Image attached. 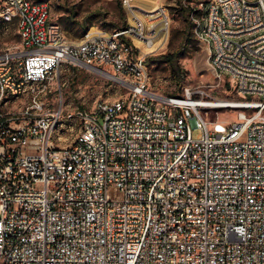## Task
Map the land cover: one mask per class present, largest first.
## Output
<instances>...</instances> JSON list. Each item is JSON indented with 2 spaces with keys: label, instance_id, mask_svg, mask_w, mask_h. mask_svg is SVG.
I'll list each match as a JSON object with an SVG mask.
<instances>
[{
  "label": "built area",
  "instance_id": "1",
  "mask_svg": "<svg viewBox=\"0 0 264 264\" xmlns=\"http://www.w3.org/2000/svg\"><path fill=\"white\" fill-rule=\"evenodd\" d=\"M219 1L229 17H189L214 75L251 98L235 121L186 103L202 89L150 90L130 25L73 44L47 0H0V42L12 24L20 39L0 53V264H264V0ZM64 63L127 92L67 110L49 82Z\"/></svg>",
  "mask_w": 264,
  "mask_h": 264
},
{
  "label": "rangeland",
  "instance_id": "2",
  "mask_svg": "<svg viewBox=\"0 0 264 264\" xmlns=\"http://www.w3.org/2000/svg\"><path fill=\"white\" fill-rule=\"evenodd\" d=\"M47 1L51 6V20L61 25L65 41L73 44L78 43L90 27H98L107 31L115 28H129L131 20H135V17L145 16L143 10L138 7L136 8V12L133 11L132 7L138 6L136 0H125V5L124 0ZM207 1L159 0L165 13L164 20L165 23L168 22V27L166 25L164 32L166 39L159 46L160 48L157 47L152 53H147L149 56L146 55L147 58H151V61L148 63L149 89L164 97L182 95L184 88L187 87L194 91L202 89L205 92L204 101L227 104L226 106L217 108L208 107L207 117L209 120L235 121L241 110L238 106H241L245 101H250L251 98L236 92L232 88V82L226 75L217 77L214 75L211 67L197 66L195 59L202 53L204 47L197 44L192 33V27L190 33L195 44L179 57V64L185 73V78L180 86L176 85L172 80L168 64L154 62L153 60L159 55L171 53L180 43L185 24L190 22V17L186 20V17L182 15L180 5H189V7L199 9L198 13H202ZM71 11L74 12L72 16L70 14ZM85 17H89L86 30L81 27V22ZM142 35L148 37L153 34L146 32L144 28ZM125 37L136 47L131 33ZM19 40L16 26L14 24L10 25L0 42V53L7 46L14 50L13 48L18 46ZM112 76L114 74L107 67L89 68L64 63L52 73L49 80L50 86L53 87V100L55 104L62 102L67 110H71L74 107L93 110L98 102H112L126 94L127 85ZM22 106V100H14L9 106V111L17 110ZM192 134L193 137H197L201 134V131L194 129ZM29 146L30 151L35 150L33 142H30Z\"/></svg>",
  "mask_w": 264,
  "mask_h": 264
},
{
  "label": "bare ground",
  "instance_id": "3",
  "mask_svg": "<svg viewBox=\"0 0 264 264\" xmlns=\"http://www.w3.org/2000/svg\"><path fill=\"white\" fill-rule=\"evenodd\" d=\"M136 2L138 3V6H133V11L136 12V8L138 7L139 9L143 10L145 16L135 17V20H131V34L135 46L141 51L142 54L146 53L147 55L148 52L152 53L153 50H156V48L159 47L166 39V36H164L167 25L164 20L165 13L161 7L159 0H136ZM28 6H36V0H28ZM205 9H207L208 11H213L215 17H229L228 8H226V6L224 5H221V1L219 0H208ZM0 17H9V13H0ZM145 22L146 26L144 27ZM144 28L146 32L153 34L145 37L144 39L146 40H143V38H141ZM209 55V49L204 47L202 53L195 59V63L197 64V66L201 65L204 67H210V63L208 60ZM185 101L186 103H191L193 105L199 104L201 106L209 108H217L227 105L226 103L222 102L202 101L199 103H195L193 100L190 101L187 99H185Z\"/></svg>",
  "mask_w": 264,
  "mask_h": 264
},
{
  "label": "trees",
  "instance_id": "4",
  "mask_svg": "<svg viewBox=\"0 0 264 264\" xmlns=\"http://www.w3.org/2000/svg\"><path fill=\"white\" fill-rule=\"evenodd\" d=\"M190 1L191 0H187V2H190ZM180 4H181V1H180ZM180 6H181V13L184 17H186V20H187L189 17L190 11H191V7H189V5H186V6L180 5ZM70 14L72 16V15H74V12L71 11ZM89 17H85L83 19V21L81 22V27L84 30H86V28L88 27V21L87 20ZM191 27H192L191 22H188L185 24L183 36L180 40L178 47L174 51H172L171 53L159 55L153 59L154 62H164V63L168 64L169 69H170L171 78L175 82V84L178 86H180L182 84V82L185 78V73L179 64V57L181 55L185 54L187 52L188 48L195 44V41H194V39H192L191 33H190ZM125 28L126 27L118 29V30H123ZM127 42L130 43L129 40H127ZM150 61H151L150 57L146 58L147 66H148V63Z\"/></svg>",
  "mask_w": 264,
  "mask_h": 264
},
{
  "label": "water",
  "instance_id": "5",
  "mask_svg": "<svg viewBox=\"0 0 264 264\" xmlns=\"http://www.w3.org/2000/svg\"><path fill=\"white\" fill-rule=\"evenodd\" d=\"M112 77H114V78H116V79H118L117 77H115V76H112ZM118 80H120V79H118ZM121 81V80H120Z\"/></svg>",
  "mask_w": 264,
  "mask_h": 264
}]
</instances>
